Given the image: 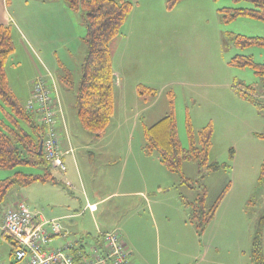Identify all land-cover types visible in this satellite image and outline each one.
<instances>
[{
	"label": "rangeland",
	"instance_id": "1",
	"mask_svg": "<svg viewBox=\"0 0 264 264\" xmlns=\"http://www.w3.org/2000/svg\"><path fill=\"white\" fill-rule=\"evenodd\" d=\"M148 6L155 8L149 15L162 20L165 35L161 41L154 38L149 47L146 68L154 80L148 75L151 84L146 82L145 73L136 72L134 67L136 78L131 83L134 86L138 83L136 79H141V85L157 90L156 96L131 93L132 86L119 88L120 81L116 84L114 79V115L104 135L99 137L83 127L77 116L76 88L81 78L78 64L81 57L76 58L77 64L72 66L75 87L71 88L56 76L63 121L73 141L72 154L78 157V166L84 168L85 178H95L92 182L86 180L91 187L75 183L73 178L69 182L55 178L57 184L34 182L21 189H11L4 206L19 201L18 193L28 188L26 194L21 192V200L27 202L31 210L46 219L54 218L49 215L54 210L70 214L73 218L61 220V226L67 225L72 235L80 236L95 231L90 229L93 221L89 211L80 217L74 216L83 210L85 196L103 197L117 191L121 181L118 178H124V183L129 178L138 182L145 178L152 214L143 206L140 196L123 194H115L100 204L96 213L98 218L109 217L110 230L118 229L127 244L124 230H131L137 248L135 264H251L258 235L264 254V178H261L264 110L244 98L241 90L252 86L257 99L264 103V77L250 66L234 65L232 60L236 55H245L264 63V46L234 45L230 33L262 37L264 21L248 15L225 20L229 12L224 9L253 7L248 0H180L173 6L168 0H160ZM71 11L85 37L84 11ZM116 40L111 43L112 55ZM82 55L83 62L84 44ZM16 58L22 61V66L17 69L18 63L9 64L6 69V72L9 69L7 76L12 84L30 73L25 57L16 55ZM15 95L24 106V97L19 92ZM171 112L177 120L179 140L186 149L190 147V127L196 132L211 126L213 147L209 163L226 167L200 171L197 162L185 161L182 175L191 180L192 186H189L182 182L180 173L162 163L157 151L148 153L145 127ZM11 119L7 116L6 123L12 125ZM21 125L28 128L23 122ZM71 156L65 162L70 176L76 173ZM16 172L43 174L45 170L41 165L31 164L0 168V180ZM50 172L61 174L52 167ZM107 178H117V189ZM138 189L141 187L127 190ZM181 196L192 203L205 197L207 210L222 196L213 219L203 231L192 222V209L182 205ZM137 219H140L139 225H135ZM7 236L0 235V264H9L13 258L14 246Z\"/></svg>",
	"mask_w": 264,
	"mask_h": 264
},
{
	"label": "trees",
	"instance_id": "2",
	"mask_svg": "<svg viewBox=\"0 0 264 264\" xmlns=\"http://www.w3.org/2000/svg\"><path fill=\"white\" fill-rule=\"evenodd\" d=\"M9 1V0H7ZM72 10L84 11L86 35L83 43L86 55L81 64V78L77 85L76 111L77 116L86 129L101 136L108 128L115 111V75L113 69V55L111 43L122 34L130 12L137 0H62ZM180 0H168L170 6ZM240 1V0H235ZM253 4L249 8H226L229 14L225 15L226 21H231L239 15H248L264 21V0H248ZM230 38L234 45L246 47L252 44L264 46V36L247 37L242 35ZM15 53L13 27L0 24V101L4 109V120L0 118V168H14L21 164L41 165L43 174L16 172L14 176L0 180V206L6 201L8 193L14 187H23L34 182L58 181L52 176L51 164L44 154L38 155L41 137L44 136V126L37 118L26 112L11 89L6 72V66ZM232 63L237 66L252 67L255 72L264 77V63H258L251 56L236 55ZM60 80L66 82L71 88L75 87L73 74L65 71ZM242 96L253 102L259 109L264 110L252 86L245 87ZM141 96L147 93L157 95V90L138 86ZM7 108L10 111H7ZM12 119V125L6 123V117ZM23 122L28 128L21 125ZM8 128V129H7ZM190 147L184 148L178 137L177 120L174 112L166 114L157 122L145 127V150L148 153L157 151L162 163L171 171L182 175V165L187 160L198 163L200 171H217L222 167L218 163H209L210 151L213 147L212 128L206 126L198 131L189 128ZM264 137V134H261ZM261 178H264V163L261 168ZM182 182L192 186L189 178L182 175ZM222 196L219 198L221 200ZM183 206L192 209L191 219L196 227L203 231L205 226L213 219L218 203L211 210L205 208V197L192 203L181 196ZM5 235L7 233H4ZM9 240L16 242L8 234ZM14 250V249H13ZM79 262V260H76ZM251 264H264L262 243L258 235L254 241L251 254Z\"/></svg>",
	"mask_w": 264,
	"mask_h": 264
},
{
	"label": "crops",
	"instance_id": "3",
	"mask_svg": "<svg viewBox=\"0 0 264 264\" xmlns=\"http://www.w3.org/2000/svg\"><path fill=\"white\" fill-rule=\"evenodd\" d=\"M143 1L145 2L143 3ZM153 1L154 4H158L160 0ZM153 1L137 0L124 24V30L122 28V34L117 37L115 42L113 55L115 82L117 84L118 80L120 81L118 85L119 88L132 86L133 88L130 89V92L136 93L137 95L139 94L138 86L140 85L141 79H136L138 83L133 86L131 81L136 78V75H133V68L136 67V72L145 73V81L151 84V81L147 79L149 74L146 68L150 53L149 47L151 43H153L154 38H157V41H161L163 39V35H165L162 20H157L154 16L152 17L149 15V12L155 9L148 6V4ZM71 10L72 9H70L62 0H0V24H8L13 27V39L16 50L13 57L8 62L6 69L9 64L14 65L15 63H18L19 66L17 69L22 66V61L17 59L16 55H23L28 62L27 65L29 67L27 66V68L30 69V73L28 75L26 74L22 79L19 78L13 84L11 78L10 81L8 80L11 89L14 93L19 92V95L24 97L25 103L30 96L36 77L41 74H45L47 71H51L55 76L61 78L65 75V71H73L72 66L73 64H77L76 58L78 57H81L78 64H80V66L82 64V44H84V35L78 28ZM8 71L9 69L7 70V75H9ZM13 71H16V69H13ZM60 72L61 74H59ZM149 76L151 80H154L151 74ZM1 105L0 101V118L4 120L5 111ZM7 111H10V109L8 108ZM63 119L64 117H59L57 123L60 134L62 158L64 162H68L67 157L72 155L71 157L76 164V173H72V176H70L71 172L68 171V168L66 172H62L58 168L52 167V169L61 171V174H58V176L56 173L51 174L54 178H60V181L63 182H65V180L66 182H69L73 178V182L79 183L80 185L82 184L86 187H91L86 180L90 179L92 182L95 178H85L86 175L84 168L78 166V157H75V155L72 154L74 152L71 144L73 142L72 137L69 134ZM105 131L101 137L104 135ZM107 179L110 180L111 186L114 189H117V186L115 187L117 178ZM118 179H121V181L119 180L120 183L117 191L108 193L103 197L95 196L91 198L85 196V205L83 207L84 211L82 210L83 213L82 211L74 213L75 217H80L89 211L93 221V227L90 229H94L95 231L92 233H82L80 236H77L72 235L67 225H62L61 227H63V229L61 234L55 236L51 241L53 247L64 246L67 244L71 245L72 247L70 248V252L74 255L75 259L79 261L83 257L91 256L93 247L95 246L98 247L100 252L104 254V234L107 231H111V224H109L110 218L107 216H105L107 218H98L96 213L99 211L98 206L109 200V198L115 194L140 196L143 201V206H146L149 214H152L153 208L149 197V188L145 178H141V182H138L136 179L129 178L125 183L124 178ZM138 187H141V189L134 191L127 190L129 188ZM17 188L21 189V187H15L13 190H17ZM27 189L28 188H26V191L22 190L21 192L26 194L28 191ZM21 192L18 193L20 199L19 201H24L21 200V197L23 198ZM4 204L0 206V225L2 223L4 212L8 208V206H4ZM49 215L54 216L53 219H58L59 221L73 218L70 214H65L61 211L55 210L49 212ZM139 217L143 219V216L140 215ZM42 218L44 220H51L46 219L43 216ZM139 223L140 219L135 220V225H139ZM0 235L3 236L5 234L1 231ZM124 237L128 242L127 244L123 240L128 248L129 257L133 262H135L137 257H135L134 251L137 248L135 242L133 241L131 230H124ZM12 263L13 258H11L9 264ZM104 264L111 263L107 261Z\"/></svg>",
	"mask_w": 264,
	"mask_h": 264
},
{
	"label": "built area",
	"instance_id": "4",
	"mask_svg": "<svg viewBox=\"0 0 264 264\" xmlns=\"http://www.w3.org/2000/svg\"><path fill=\"white\" fill-rule=\"evenodd\" d=\"M24 108L44 126L43 154L46 160L53 168L66 172L57 125L58 118L63 117V109L57 90V77L51 71L36 77ZM0 230L12 236L16 242L12 264H104L107 261L111 264H135L118 229L107 231L104 235V254L95 246L91 256L77 262L70 252L71 245L51 246L53 238L62 232L60 221L44 220L24 201H16L8 206Z\"/></svg>",
	"mask_w": 264,
	"mask_h": 264
},
{
	"label": "water",
	"instance_id": "5",
	"mask_svg": "<svg viewBox=\"0 0 264 264\" xmlns=\"http://www.w3.org/2000/svg\"><path fill=\"white\" fill-rule=\"evenodd\" d=\"M43 154V136L41 137V141H40V145H39V150H38V155H42ZM106 232V229H105Z\"/></svg>",
	"mask_w": 264,
	"mask_h": 264
}]
</instances>
